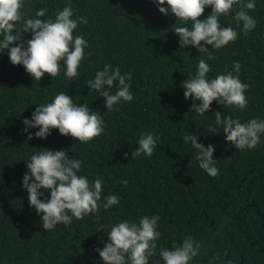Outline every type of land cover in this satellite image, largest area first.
I'll return each instance as SVG.
<instances>
[{"label":"trees","instance_id":"16d2710c","mask_svg":"<svg viewBox=\"0 0 264 264\" xmlns=\"http://www.w3.org/2000/svg\"><path fill=\"white\" fill-rule=\"evenodd\" d=\"M68 3L74 15L87 18L86 24L73 30L74 36L80 34L88 41L85 53H90L82 59L76 81L69 83L63 67L53 79L45 73L34 81L22 65L9 61L6 51L0 54V264H94L93 258L101 259L95 247H103L101 237L107 240L103 230L96 231L100 222H138L141 215L152 214L159 216L161 235L148 264L160 259L161 248L172 249L188 236L201 244L195 264H239L241 260L260 264L263 254L257 241L264 243V134L255 147L235 149L224 140L213 113L220 111L241 122L264 119V0H256L255 9L248 10L257 23L247 35L232 15L238 7L221 15L220 23L233 27L237 38L220 49L207 45L205 53L192 46L180 48L175 15L160 13L153 0H25L22 11L34 17L36 9L45 8L46 16L54 18ZM210 11L206 7L198 18ZM24 38H31V33ZM200 59L211 66L209 78L232 70L234 61L240 63L239 78L249 85L243 110L216 101L203 115L189 110L192 101L185 99L181 83L195 73ZM105 63L132 73L133 99L111 111H106L103 97L84 85ZM60 91L99 111L104 132L87 143H77L56 129L46 139L27 140L22 132L24 117L30 118L36 103L50 102ZM209 125L220 133L207 132ZM149 130L158 136L152 155L131 156L141 133ZM190 132L198 133L205 146H215L217 175L199 167L198 150L183 139ZM71 146L69 155L83 161L80 174L90 181L98 177L103 181L98 204L112 192L120 201L109 209L101 206L68 226L44 230L21 186L27 171L24 160L42 148L68 150ZM122 179L127 183L118 182Z\"/></svg>","mask_w":264,"mask_h":264},{"label":"clouds","instance_id":"9594fccd","mask_svg":"<svg viewBox=\"0 0 264 264\" xmlns=\"http://www.w3.org/2000/svg\"><path fill=\"white\" fill-rule=\"evenodd\" d=\"M153 3L160 13L175 15L174 32L179 37L180 48L192 46L200 53L208 52L207 45L220 49L237 38L233 27L223 26L219 21V17L228 15L234 6L239 10L232 15L245 35L257 23L248 11L255 9L256 0H153ZM24 6L25 0H0V54L6 51L9 61L14 66L22 65L34 81H40L45 73L53 79L61 67L69 83L76 81L78 67L90 53H85L88 41L80 34L74 36L73 30L78 24H86L87 18L74 15L70 3L57 10L54 18L46 16L45 8L36 9L34 17L26 16L22 11ZM206 7L211 8L210 13L203 19L198 18ZM25 33H31V38L25 39ZM208 58L211 59L210 53ZM240 67V63L234 61L232 70L226 69L209 78L211 66L200 59L195 73L181 83L185 99L192 101L189 110L203 115L209 112L213 101L223 107L243 110L248 103L245 90L249 85L240 80ZM131 80V72L122 73L119 66L105 63L94 76L84 80V85L95 90L97 97H103L106 111H111L118 104L133 99ZM113 87L115 91H112ZM36 105L31 117L23 119L22 132L27 134V140L34 137L46 139L56 129L61 135L76 138L77 143H87L104 132L105 121L100 112L91 109L87 102L77 103L68 92L60 91L50 102ZM213 114L215 125L223 128L224 140L235 149L255 147L264 134V119L252 118L241 122L238 117L222 115L220 111ZM30 129L36 130L32 132ZM207 132L220 133L212 125ZM183 139L198 150L196 160L199 167L211 176L217 175L219 170L213 155L215 146L201 143L198 133L190 132ZM157 140L158 136H154L152 131L142 132L131 156L141 153L151 156ZM73 146L68 150L42 148L24 160L27 171L22 176L21 186L27 191L29 206L35 210L44 230H52L59 224L68 226L74 219L96 213L101 206L109 209L120 201L119 196L112 192L102 205L98 204L103 181L99 177L90 181L86 175L80 174L83 161L69 155ZM124 155L129 156L128 153ZM118 182L126 184L127 180ZM93 219L99 221L100 217L94 216ZM158 220L159 216L152 214L141 215L138 222L129 219L110 225L100 222L96 231L103 230L107 240L101 237L103 247H95L101 259L93 258L94 264H148L153 249L157 247L156 240L161 235L157 230ZM200 249V242L188 236L172 249L161 248L160 259L154 260L153 264H195L194 258Z\"/></svg>","mask_w":264,"mask_h":264},{"label":"flooded vegetation","instance_id":"af4514ba","mask_svg":"<svg viewBox=\"0 0 264 264\" xmlns=\"http://www.w3.org/2000/svg\"><path fill=\"white\" fill-rule=\"evenodd\" d=\"M257 243H258V249H260V251L262 252L263 257H264V243L261 242L260 240H258ZM263 257H262V260H261V263H260V264H264V259H263ZM239 264H247V263H245V261L241 260V261L239 262Z\"/></svg>","mask_w":264,"mask_h":264}]
</instances>
